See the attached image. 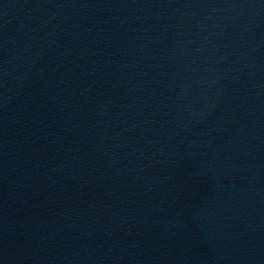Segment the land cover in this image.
Segmentation results:
<instances>
[{"label":"water","instance_id":"obj_1","mask_svg":"<svg viewBox=\"0 0 264 264\" xmlns=\"http://www.w3.org/2000/svg\"><path fill=\"white\" fill-rule=\"evenodd\" d=\"M0 264H264V0H0Z\"/></svg>","mask_w":264,"mask_h":264}]
</instances>
